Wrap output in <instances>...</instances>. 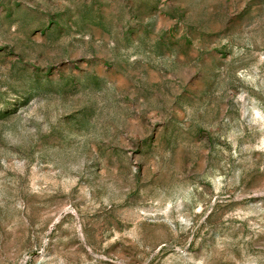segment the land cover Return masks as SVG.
Wrapping results in <instances>:
<instances>
[{
  "label": "rangeland",
  "instance_id": "374dc122",
  "mask_svg": "<svg viewBox=\"0 0 264 264\" xmlns=\"http://www.w3.org/2000/svg\"><path fill=\"white\" fill-rule=\"evenodd\" d=\"M0 264H264V0H0Z\"/></svg>",
  "mask_w": 264,
  "mask_h": 264
}]
</instances>
